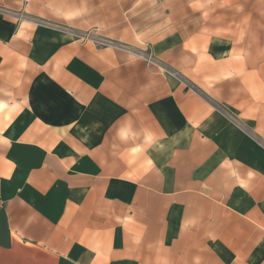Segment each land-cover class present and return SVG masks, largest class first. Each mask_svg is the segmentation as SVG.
<instances>
[{
    "label": "crops",
    "instance_id": "0c3cea01",
    "mask_svg": "<svg viewBox=\"0 0 264 264\" xmlns=\"http://www.w3.org/2000/svg\"><path fill=\"white\" fill-rule=\"evenodd\" d=\"M0 264H264V0H0Z\"/></svg>",
    "mask_w": 264,
    "mask_h": 264
}]
</instances>
